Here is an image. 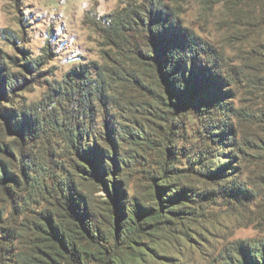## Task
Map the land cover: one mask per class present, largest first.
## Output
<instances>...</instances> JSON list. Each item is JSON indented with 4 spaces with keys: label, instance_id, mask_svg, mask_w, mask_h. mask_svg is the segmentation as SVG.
Wrapping results in <instances>:
<instances>
[{
    "label": "rangeland",
    "instance_id": "rangeland-1",
    "mask_svg": "<svg viewBox=\"0 0 264 264\" xmlns=\"http://www.w3.org/2000/svg\"><path fill=\"white\" fill-rule=\"evenodd\" d=\"M0 178V264H261L264 0H0Z\"/></svg>",
    "mask_w": 264,
    "mask_h": 264
},
{
    "label": "trees",
    "instance_id": "trees-1",
    "mask_svg": "<svg viewBox=\"0 0 264 264\" xmlns=\"http://www.w3.org/2000/svg\"><path fill=\"white\" fill-rule=\"evenodd\" d=\"M150 4H152L150 2ZM155 7L153 6L152 9ZM149 10V7H143V9H139L140 12L145 13L146 15H152V18H156L155 21L157 20V24L159 25V22H162L166 17L169 19L167 15H162L158 11L155 12L152 10L151 12H148L146 10ZM160 15V16H159ZM129 25L131 22L130 21H123V23H126ZM182 37V35H179ZM175 54H177V51L179 48H174L173 49ZM178 56V55H176ZM184 68V67H183ZM182 67L180 68V71L183 69ZM179 71V72H180ZM168 74V73H165ZM81 75V74H80ZM71 77V76H69ZM171 76H169V80L171 81ZM70 80V79H69ZM68 80V81H69ZM192 85H190V88L185 90L183 86L179 85V83H173L172 85V90L174 91V97L176 99H182V103L187 104L190 99V93L193 90V87L191 88ZM7 177V175H6ZM5 179V178H3ZM3 179L0 178V181H3ZM15 179V178H13ZM177 198V195L169 198V199H175ZM133 214V213H132ZM120 218L124 217V213L121 212ZM156 215L150 214L149 218L154 219ZM66 223H63L65 221L59 220V223H50L48 224L46 229H42L44 236H48L47 239H45V242L50 250H55L59 251L63 254H72L75 255V257L81 258L82 260H86L87 258H93L91 257V248L93 249V256H104L105 254L102 252L100 248V243L95 242L94 240L97 238L94 233L85 225L82 224V222L78 221L75 215L72 214H66ZM123 225V228L126 230L129 227V224L132 225V221L130 219H121L120 223ZM131 227V226H130ZM96 254V255H95ZM104 258V257H101ZM104 263L102 264H107L106 259L104 258ZM264 264V261L261 263Z\"/></svg>",
    "mask_w": 264,
    "mask_h": 264
}]
</instances>
